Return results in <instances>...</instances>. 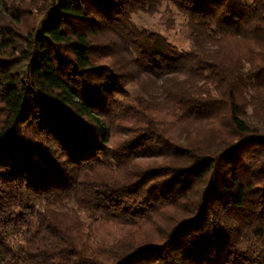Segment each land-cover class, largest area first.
<instances>
[{
	"label": "trees",
	"instance_id": "16d2710c",
	"mask_svg": "<svg viewBox=\"0 0 264 264\" xmlns=\"http://www.w3.org/2000/svg\"><path fill=\"white\" fill-rule=\"evenodd\" d=\"M0 264H264V0H0Z\"/></svg>",
	"mask_w": 264,
	"mask_h": 264
},
{
	"label": "rangeland",
	"instance_id": "374dc122",
	"mask_svg": "<svg viewBox=\"0 0 264 264\" xmlns=\"http://www.w3.org/2000/svg\"><path fill=\"white\" fill-rule=\"evenodd\" d=\"M164 10L165 6H162L159 12L154 14L138 11L131 15V21L138 29L156 32L165 36L169 42L182 51L192 50L194 44L185 24V17L176 14V23L172 29H169L167 28L166 20L162 16ZM129 90L134 93L136 91L135 85H130ZM249 113H251V111H249Z\"/></svg>",
	"mask_w": 264,
	"mask_h": 264
}]
</instances>
